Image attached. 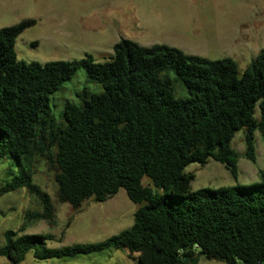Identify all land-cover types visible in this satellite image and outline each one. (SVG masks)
Instances as JSON below:
<instances>
[{
    "label": "trees",
    "instance_id": "obj_1",
    "mask_svg": "<svg viewBox=\"0 0 264 264\" xmlns=\"http://www.w3.org/2000/svg\"><path fill=\"white\" fill-rule=\"evenodd\" d=\"M36 24L26 19L0 30V161L15 159L20 173L0 196L27 189L42 203L41 212L26 213L19 231L6 232L0 256L22 264L30 253L48 260L119 249L138 264H198L202 258L264 264V171L250 186L197 191L191 188L195 175L186 173L213 159L238 180L241 156L232 144L242 130L246 157L257 162L264 50L244 72L230 58L214 61L127 39L104 63L91 54L66 62L20 61L17 39ZM80 70L101 92L85 89L80 103L67 102L58 120L50 100ZM178 82L189 97H177ZM39 159L55 170L61 203L79 210L125 190L139 206L134 224L101 243L62 249L48 247L52 235L20 234L34 221L55 218L51 197L33 181Z\"/></svg>",
    "mask_w": 264,
    "mask_h": 264
},
{
    "label": "rangeland",
    "instance_id": "obj_2",
    "mask_svg": "<svg viewBox=\"0 0 264 264\" xmlns=\"http://www.w3.org/2000/svg\"><path fill=\"white\" fill-rule=\"evenodd\" d=\"M26 19L37 22L16 42L18 59L27 63L74 61L87 54L104 63L114 55L115 45L127 39L143 47L166 45L214 61L230 58L244 72L264 50V0H0V30ZM171 78L176 76L172 74ZM87 80V72L80 70L52 96L50 105L58 120L63 118L67 102L80 103L79 94L85 89L91 94L101 92ZM176 95L190 96L180 82L176 83ZM256 117L260 118L259 109ZM245 135V130L238 132L232 144L241 156L238 180L211 159L205 166L192 164L186 169V173L195 175L193 191L250 186L261 181L264 135L256 133V163L246 157ZM19 175L15 159L0 161V191ZM33 181L51 197L55 218L52 223L34 221L20 234L52 235L50 249L101 243L134 224L139 206L129 200L125 190L104 203L91 199L74 210L58 200L55 170L45 160L35 164ZM143 184L153 186L148 178ZM41 211V200L27 189L1 195L0 247L6 243V232L20 230L27 212ZM128 251L110 249L48 260H37L30 253L22 264H138L128 257ZM0 264L9 262L0 256ZM202 264L225 263L203 258Z\"/></svg>",
    "mask_w": 264,
    "mask_h": 264
},
{
    "label": "crops",
    "instance_id": "obj_3",
    "mask_svg": "<svg viewBox=\"0 0 264 264\" xmlns=\"http://www.w3.org/2000/svg\"><path fill=\"white\" fill-rule=\"evenodd\" d=\"M203 258L201 259V261L198 264H202Z\"/></svg>",
    "mask_w": 264,
    "mask_h": 264
}]
</instances>
